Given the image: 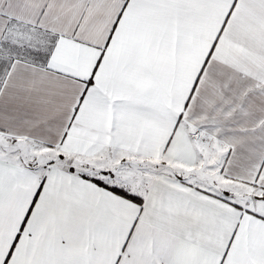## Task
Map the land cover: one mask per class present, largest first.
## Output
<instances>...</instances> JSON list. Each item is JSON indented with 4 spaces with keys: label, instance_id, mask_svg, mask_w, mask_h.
I'll list each match as a JSON object with an SVG mask.
<instances>
[{
    "label": "snow or ice",
    "instance_id": "1",
    "mask_svg": "<svg viewBox=\"0 0 264 264\" xmlns=\"http://www.w3.org/2000/svg\"><path fill=\"white\" fill-rule=\"evenodd\" d=\"M0 264H264V0H0Z\"/></svg>",
    "mask_w": 264,
    "mask_h": 264
}]
</instances>
